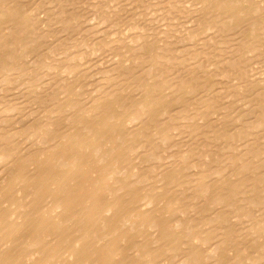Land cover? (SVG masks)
Masks as SVG:
<instances>
[{"label": "bare ground", "instance_id": "1", "mask_svg": "<svg viewBox=\"0 0 264 264\" xmlns=\"http://www.w3.org/2000/svg\"><path fill=\"white\" fill-rule=\"evenodd\" d=\"M0 264H264V0H0Z\"/></svg>", "mask_w": 264, "mask_h": 264}]
</instances>
